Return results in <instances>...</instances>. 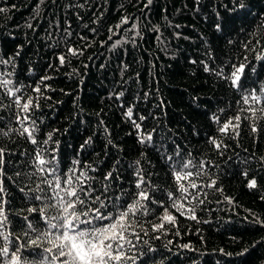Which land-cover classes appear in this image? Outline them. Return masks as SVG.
Masks as SVG:
<instances>
[{
  "label": "trees",
  "instance_id": "16d2710c",
  "mask_svg": "<svg viewBox=\"0 0 264 264\" xmlns=\"http://www.w3.org/2000/svg\"><path fill=\"white\" fill-rule=\"evenodd\" d=\"M239 3L0 0L5 9L0 13V60L10 61L0 63V80L12 81L7 88L0 86V148L5 149L0 179L12 220L5 234L30 244L36 234H22L24 216L46 229L38 212L27 211L57 203L31 199L55 195L42 182L53 177L39 173L34 163L36 151L45 149L44 158L56 157L53 163L72 177L78 193L81 187L91 191L89 184L95 189L82 197L89 207L96 196L126 207L139 200L140 191L148 193L150 199L139 200L135 215H129L132 226L126 235L135 247L126 245V252L135 259L126 264H264V226L256 222L257 217L264 222V118L245 119L251 113L240 111L249 107L241 97L250 90L264 98V60L256 59L264 54V0H243V8ZM123 17L129 22L117 27ZM69 48L80 54L73 56ZM241 63L246 67L236 88L225 77ZM206 65L214 71H205ZM17 97H23L21 104L32 99L30 112L17 107ZM129 108L131 120L125 115ZM25 115L35 121L39 142L52 134L47 145H34L20 135L18 116ZM236 115L241 116L239 135L231 128L220 132ZM23 126L31 127V120ZM148 134L152 140L141 143ZM188 160L195 167L181 169ZM137 169L144 179L139 189ZM175 171H192L193 176L177 182ZM251 179L256 188L247 187ZM213 180L215 187H210ZM193 181L196 189L190 186ZM179 184L188 188L187 194L178 191ZM173 201L185 205L183 216ZM189 208L197 219L188 218ZM165 210L175 224L162 220ZM47 213L55 215L56 209ZM158 224L164 225L159 231L154 228ZM25 254L31 256L32 250Z\"/></svg>",
  "mask_w": 264,
  "mask_h": 264
},
{
  "label": "snow or ice",
  "instance_id": "6c2138e0",
  "mask_svg": "<svg viewBox=\"0 0 264 264\" xmlns=\"http://www.w3.org/2000/svg\"><path fill=\"white\" fill-rule=\"evenodd\" d=\"M41 2H43V0H41ZM148 3H151V0H148ZM237 6L239 8H243L245 6L243 0H240V3ZM4 11L5 9L0 8V13ZM129 19V17H123L117 27L127 24ZM29 27H31V25H29ZM216 27L218 30L221 28L219 24H217ZM109 39H111V37H109ZM247 46V44L244 45L245 48H247ZM68 52L73 56L80 54L77 49L73 48H69ZM18 54L19 53H17V55ZM58 59L61 65H63L65 63L66 57L61 55L58 57ZM256 59L264 60V54L258 55ZM9 62L10 61L8 60H0V63L6 64ZM245 67L246 65L244 63L239 64V66L233 65L234 71L231 72L229 77H225L226 79L231 80V85L233 87L239 88V82L245 71ZM205 71H214V69H210L206 65ZM217 74L221 75L222 73ZM43 79H49V77H44ZM10 84H12V81L9 79L0 80V86L4 88H7ZM15 91L20 92L21 89L16 88ZM34 91L40 92V88L36 87ZM260 92L264 93V88H261ZM8 94H14L11 88L8 89ZM120 95H122V93ZM22 98L23 97H17L15 103L17 107L21 109V111L28 113L33 106V101L31 98H28L25 103L21 104L20 101ZM241 99L243 100V103L245 105H249V107L246 109L241 108L240 111H247L251 113V116L244 117L245 119L256 120L264 118V107L257 108L253 106L264 104V98L257 94L255 89L250 90L247 95H242ZM36 107H38V104ZM257 112L261 114L260 117H257ZM125 115L131 120L133 117L132 108H129ZM140 119L143 120L145 118L140 117ZM215 119L217 122H219L218 116L215 117ZM30 120L32 124L31 127L23 126L25 121ZM240 121L241 116L236 115L225 121L220 127L219 131L222 133H227L231 128L236 133V135H239L238 130L240 128ZM18 123H20L22 126L20 135H27L31 143L34 145H39L40 143L47 145L52 139L51 133H49L47 139L43 140L42 142H39L35 138L38 128L35 124V121L32 120L31 116L29 115H25L22 119L18 116ZM133 124L138 130L140 129L141 126L139 123H136V121L133 120ZM251 130L253 133L258 131L257 127L254 125L251 127ZM3 135H8V133L4 132ZM90 139L91 138H89V140ZM151 140L152 136L151 134H148L146 136H141L140 142L144 143L145 141ZM88 142L89 141H85L86 144ZM211 143L216 148H220L221 146L215 141V139H212ZM81 147H83V145ZM44 152L45 149H39L36 151L34 163L39 173L43 174L47 171L48 174L53 177L52 180H44L42 182L47 183L50 188H53L55 195L47 196L46 194H37L34 197H31V199L36 201L55 200L57 203H45L44 206L39 209H27L29 213L38 212L39 218L43 220L44 224L46 225V229H40L32 220H29L28 216H24L22 218L23 221L26 222L21 224L22 234L25 237H28L30 232L36 234L35 238H30V244L27 242L17 243L15 240L10 238L14 234L12 232L5 234V231L12 223V220L6 211V205L8 204V201L3 198L6 194V189L4 187L3 180L0 179V240L3 241V243H0V264H126V261L130 259L134 260L135 257L128 256L126 252V245L135 247V245L132 244V241L129 240L128 236L126 235L128 229L132 226L129 222V215H135V210H137L139 207V200L150 199L148 193L143 190L140 191L137 194L139 200H137L136 203L127 204L126 207L118 203H113L110 199L107 203H105V201L101 200L100 196H96L91 200L92 206L89 207L87 200L82 197H90L91 192L95 191V189H92L91 185L89 184L88 189L91 191H87L84 187H81L78 193L76 188L72 186V177L61 174L58 166L53 163L56 157L53 156L51 160H46L44 158ZM77 163L78 161H73V165ZM4 165L5 149L0 148V177L4 175ZM46 165L48 166L47 168L45 167ZM190 165L195 167L191 160H188L187 163H182L180 167L181 169H188ZM68 171L72 173V175H75V168H70ZM136 174L140 177L139 182L136 184V187L139 189L141 184L144 183V179L143 176H141L139 169H137ZM174 174L177 182L193 176L192 171H175ZM244 174L247 175L246 172ZM16 175L19 176L20 173L17 172ZM80 175L84 176L85 179H89L86 177L84 172H81ZM111 175V173H108V175L105 176V179H108ZM196 175H199V173H196ZM77 179H79V177H77ZM62 183L68 185V187H62ZM215 184L216 181L213 180L209 186L215 187ZM190 186L192 189L197 188V184L194 181ZM107 187L108 186H105L106 190ZM247 187L250 189L256 188L257 181L255 179L249 180ZM217 190L222 191V189ZM20 191L23 192L24 189L21 188ZM39 191L43 192L42 189H39ZM61 191L64 193L63 196L60 195ZM178 191L181 194H187L188 188L185 187L184 184H179ZM168 195L169 199H172V193H169ZM65 197L75 199H65ZM193 198L195 199L196 197ZM261 199H264V196H262ZM117 200H119V197H117ZM172 207L176 208L181 216L185 214L184 204L173 201ZM50 208L56 209L55 215H48L47 209ZM188 212L190 213L188 216L189 219H197L194 208H189ZM162 220L172 224L176 223V218L167 210H165ZM106 221L107 223H105ZM256 222L262 223V226H264V222H261L258 217L256 218ZM163 227V224L154 226L155 230L157 231ZM17 239H19V237H17ZM137 239H139L138 235ZM45 241L47 242L48 246L44 245ZM183 247L189 248L190 246L186 244ZM29 248L32 250L31 256L29 254H25V249ZM37 249L40 251L37 252Z\"/></svg>",
  "mask_w": 264,
  "mask_h": 264
}]
</instances>
